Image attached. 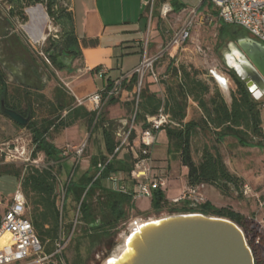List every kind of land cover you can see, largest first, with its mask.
<instances>
[{
  "label": "rangeland",
  "instance_id": "rangeland-1",
  "mask_svg": "<svg viewBox=\"0 0 264 264\" xmlns=\"http://www.w3.org/2000/svg\"><path fill=\"white\" fill-rule=\"evenodd\" d=\"M183 1L186 5H193L196 2L195 0ZM16 6V3L11 2V0H0V16L4 20H10L11 23L7 30L0 31V45L3 36L13 30L21 39L27 51L28 59L34 66L36 65L38 67V70L35 73L36 78L33 79L36 84L34 87L33 85H25L24 83L16 81L15 77L6 66L2 65L3 71L6 74L8 88L10 90L13 88L22 90L27 89L32 93L31 100L33 101L32 106L35 112L32 118L30 116V120L34 121L44 117H54L56 112L52 111L55 107H51L47 101L53 99L54 89L56 87L64 91L67 97L71 98L72 91L69 89L71 85L66 83L67 80L64 78L65 75L62 76L58 74L59 69L52 64L50 60L46 61V55L42 50L48 47L53 40L59 45L63 44L70 34V25L66 23L63 25L60 23L62 22V13L67 8V2L66 0H54L52 7L55 12L54 17L50 16L47 12V0H36L34 2L22 0L20 8L22 9L23 16L17 13H11V10L16 8ZM38 6L46 16V20L37 21L45 34V39L40 42H33L29 38L24 26H28L32 23L28 9ZM156 18L157 11H154L153 24L156 22ZM143 23L144 21L142 25ZM1 24L0 26L5 27L3 22ZM157 24L156 38H159L157 43L159 47H152L151 43H149L148 56L161 52L160 57L153 63L155 71L158 73L161 72L159 81L157 82L158 84H163L165 89L160 97L166 100V86L177 83L178 78L176 79L173 69V67L177 66L179 69L183 67L186 71H197V77L208 83L210 92L206 95V99L218 90L229 104L231 102V94L236 92V86L228 72L230 68L226 65L224 55L229 51V45L231 43L236 44L237 39L250 36L249 33L242 28L230 25H226V30L220 33L219 29H221V22L220 24L217 22L215 25L202 26L193 31L190 41L185 42L176 50L170 52L172 53L171 56L169 52L163 49L169 42L178 22L171 21L168 23L166 20H159ZM198 45L201 51H198L196 47ZM137 58V56H134L133 60H127L124 66L125 70L130 68ZM81 59L80 53L74 57L73 61H78L76 66L80 64ZM17 64L20 67L25 65L21 59H18ZM211 68H216L217 73L228 79L229 84L227 87H222L221 84L219 86L215 78H213L209 72ZM93 71L95 72L97 69ZM164 72L167 74L165 77L162 75ZM147 81H151V84L154 82L148 75L144 76L140 93L141 90L149 84ZM34 93H41L45 98H36ZM88 96L89 95L79 99L80 104L84 105L89 110H94L90 102L87 101L86 97ZM114 98L117 102L113 104H109L108 102L105 103L101 112L108 122H112L111 124L115 129V137L117 140L116 132H122L127 129L136 111V101H139V98L135 90V85L127 94L123 92L122 86L120 92ZM261 99H264V97ZM69 103H71V101ZM126 103L130 104L127 105ZM188 105L189 107L187 106L186 113L188 111L191 115V119L200 121L202 118V111L200 108L193 106L189 103V100ZM65 113L66 112L63 111L62 116H64ZM260 114L262 129L264 131V110L261 106ZM161 134L157 142L150 149L149 173L152 176H161L165 178L167 186L164 188V192L167 197L170 198L174 194L180 195L182 190L185 189V184L183 182L186 179V169L181 165L177 155L168 154L166 133L163 132ZM48 138L57 148L63 151V155L67 156L68 159L65 161L66 167L64 166L61 168L58 175L59 180L57 184L56 202L59 209L62 191L68 180L71 178L72 181H78L88 169L90 157L92 155H100L103 152L101 127L98 125L95 126V120L89 123L85 118H82L78 119L74 125L68 128L59 130L50 129ZM206 146L209 148L216 147L219 152H221L229 170L234 169L246 175L247 180L244 181L241 179L242 185L244 186V184H247L250 192L245 195L242 186L239 190L231 187L229 191L222 193L218 189L205 184L202 190L205 200L207 201V197L204 194L206 193L205 189L210 192L215 191L213 198L211 197L214 207H225L238 211L252 220L257 225V230L264 235V149H258L253 146H243L239 148L237 142L235 143L234 140H223L222 142H218L212 129L205 126L198 127L191 137L192 157L196 162H199L201 153ZM33 150L34 145L32 143L30 130L26 126L16 124L0 112V156H2V161H0V173L6 170V164H10L12 169H18L24 163L40 168L52 165L53 172L56 171V165L51 161H47L42 152H37L33 157ZM21 151L25 152V156L24 158L18 159L17 152ZM130 151V145L124 147L120 152V156ZM74 165H77V170H75V172L73 170ZM20 180V177L15 178L9 175L0 176V215L4 212L5 206L11 198L15 188L17 185H20ZM108 183L109 182L105 181V184ZM126 185L131 187L132 183L126 181ZM168 201L171 202L170 205L165 206L160 211H153L150 209L147 199L141 198L140 200H134L133 207L128 210V218L119 223L115 228L110 229L105 237L99 239L97 235L100 231L87 228L86 222L81 220L78 214L79 204L76 197L73 193L69 192L64 200L62 221L65 224L66 230L74 221H76V228L63 250L64 263L103 264L108 257L113 256L114 252H116L115 249L123 240V234L121 232L125 231V234H128L130 230L129 226L132 221L138 218L147 221L149 219H156L179 213L174 211L176 209L173 206L181 207L183 204L181 202L173 204L169 199ZM260 259L264 263V254H261ZM54 261L57 264H63L58 260Z\"/></svg>",
  "mask_w": 264,
  "mask_h": 264
},
{
  "label": "trees",
  "instance_id": "trees-1",
  "mask_svg": "<svg viewBox=\"0 0 264 264\" xmlns=\"http://www.w3.org/2000/svg\"><path fill=\"white\" fill-rule=\"evenodd\" d=\"M29 1L34 2L36 0ZM11 2L17 5L11 10V13L23 16L20 8L22 0H11ZM53 4L54 0H47V12L52 17L55 14L52 8ZM173 4L176 10L183 6V4L176 2ZM184 4L186 3L184 2ZM66 16L69 18V15ZM220 22L221 29L219 31L223 33L228 24ZM69 33L63 45L74 47L75 54H79L76 38L72 35V31ZM55 44L56 41H51L50 45L42 51L47 59L57 67L52 54L49 55ZM96 69L99 67H95ZM173 69L178 80L176 84L166 86V100L150 91L148 85L141 90L135 111V122L142 123L144 127L146 116L156 114L163 105L173 122V124L163 128L167 137V151L168 154L177 155L181 165L186 167L187 184L194 186L204 183L222 193H226L231 187L237 190L241 189L243 186L241 178L227 168L221 152L216 147H204L199 162L193 159L191 137L198 127L205 126L213 130L218 142L230 136L241 146L264 148V131L260 114V106L264 99H254L246 84L239 79L233 70H228L236 86V92L231 94V102L228 104L218 90L206 99L210 87L208 83L197 77V71H186L183 67L179 69L177 66ZM136 81L137 74L132 73L126 88L132 89ZM111 86L112 84H109L108 88ZM34 94L36 98H45L41 93ZM31 95L32 93L27 89L13 88L10 90L8 88L6 74L0 63V97H4L6 106L23 115L30 114L32 118L35 111L32 106ZM188 99L195 101L202 111L200 121L194 119L184 121ZM47 102L51 107H55L52 112H56V115L40 120H30L26 127L30 130L34 145L32 156L34 157L37 152H42L47 161L56 165V171L53 172L52 165L40 168L24 163L20 168L12 169L10 164H6V170L1 172L0 176L9 175L21 178L20 187L27 201L28 217L43 244L44 251L51 253L58 236L60 221V212L56 202L58 175L66 156L49 140V130L66 128L82 118H85L89 123L95 120V126L101 127L103 152L100 155L90 157L89 167L78 181H72L71 178L68 180L65 185L64 197L65 199L69 192L75 195L79 204L78 214L81 220L86 222L88 229L100 231L99 234L97 233L99 239L105 237L110 229L115 228L128 218V210L133 207L134 202L131 195L108 187L105 181L111 172H122L128 175L133 168L135 159L129 153L119 157V152H114L118 144L115 129L111 124L112 122H108L101 111L99 113L95 110L89 111L83 105L70 106L64 91L58 87L54 89L53 99ZM115 102V98L108 101L109 104ZM64 110H67V113L62 116ZM0 161H2V156H0ZM73 170L74 172L77 170V165H74ZM181 203L183 204L181 207L173 206L176 209L174 211H193L189 210L187 202ZM170 204L171 202L166 198L163 189L153 190L150 198L151 210L160 211ZM197 211L227 217L235 221L245 233L255 257V263L264 264L260 259L261 254H264V235L257 230V225L252 220L230 208L214 207L207 201L201 204ZM70 228L71 224L68 226V230ZM54 260L59 261V258L55 257L50 264H57Z\"/></svg>",
  "mask_w": 264,
  "mask_h": 264
},
{
  "label": "built area",
  "instance_id": "built-area-1",
  "mask_svg": "<svg viewBox=\"0 0 264 264\" xmlns=\"http://www.w3.org/2000/svg\"><path fill=\"white\" fill-rule=\"evenodd\" d=\"M195 4L186 5L183 0H140V8L147 18L146 30L142 36V59L138 66L134 68L132 73L137 74L135 90L138 98L144 76H149L154 82L159 81L160 74L155 71L153 63L157 60L161 52L148 56V45L150 42V33L153 30V15L157 11V20L168 23L171 21L178 22L177 27L173 30L171 38L165 48L172 56L173 50L192 39V33L195 29L202 26L215 25L222 21L228 25L239 26L246 30L251 37L264 44V0H195ZM174 2L183 4L176 10ZM201 51L200 46H196ZM48 61L47 57H45ZM85 70L91 71L89 66ZM211 76L215 78L217 83L222 87H227L229 82L221 83L215 69L209 70ZM131 73V74H132ZM98 77L105 74V69L100 67L95 71ZM123 78L116 79L110 88L98 90L90 94L87 101L97 113L111 98H114L123 86ZM69 88V87H68ZM70 89V88H69ZM71 90V89H70ZM138 100L136 101L137 107ZM264 110V102L261 104ZM145 126L142 127L137 134L135 122V112L130 124L125 131L116 132L118 144L114 152H121L124 147L130 145L135 139L138 140V149L135 153V161L133 168L130 170L127 178L132 183L131 187L122 183L118 173L111 172L107 180L111 183L110 188L131 195L132 200L141 198H151L155 189H164L166 187L165 178L152 176L149 173V154L150 149L157 140L158 133L163 130L166 125L173 124L170 115L164 110V106L158 109L157 113L146 116ZM18 159L24 158L25 152H17ZM205 184L200 183L194 186H187L182 190L180 195L173 198V203L187 202V207L191 212H198L200 205L205 203V197L202 193ZM63 190V189H62ZM250 189L243 186V193L247 195ZM65 188L62 191L60 202V221L58 236L54 244V250L51 253L44 251L43 244L38 238L32 222L28 217V206L26 198L22 192L20 185H17L11 198L5 206L4 212L0 215V264H50L55 257L59 258V262L64 263L63 250L67 241L73 235L76 228V221L71 224V228L65 229L62 221V211L64 206ZM141 220V219H140ZM130 231V230H129ZM125 234V231L122 232Z\"/></svg>",
  "mask_w": 264,
  "mask_h": 264
},
{
  "label": "water",
  "instance_id": "water-1",
  "mask_svg": "<svg viewBox=\"0 0 264 264\" xmlns=\"http://www.w3.org/2000/svg\"><path fill=\"white\" fill-rule=\"evenodd\" d=\"M63 54L68 56L64 58ZM69 54L62 46L58 48L53 55L58 68L72 64L74 57ZM224 56L226 65L246 84L253 98H263L264 44L245 36L237 39L236 44L231 43ZM6 68L14 77L20 73L17 63ZM0 112L20 126L30 121V114L7 107L3 96ZM103 264L256 263L245 233L235 221L202 212H179L140 223L128 232L120 253L108 257Z\"/></svg>",
  "mask_w": 264,
  "mask_h": 264
},
{
  "label": "crops",
  "instance_id": "crops-1",
  "mask_svg": "<svg viewBox=\"0 0 264 264\" xmlns=\"http://www.w3.org/2000/svg\"><path fill=\"white\" fill-rule=\"evenodd\" d=\"M66 2L67 8L62 13V22L60 23L63 25L65 23L70 25L72 35L76 38L80 56L82 58L80 60V64L77 66L76 64L78 61L74 60L70 66L63 69L58 68V74L62 76L65 75L64 78L67 80L66 83L71 85L70 89L72 91V96L71 98L66 96L67 100H69V102L71 101L69 105L73 107L81 105L79 99L93 94L98 90L108 88V85L113 84V82L118 78L124 79L123 92L126 94L130 92L133 87L132 89H127L126 87L128 85L129 76L134 68L141 62V39L147 26V18L140 8V0H66ZM66 15H69V18ZM143 21L144 23L142 25ZM157 23L158 20L156 19V22L152 26L153 30L150 33L149 43H151L152 47H159L157 45L159 38H156ZM134 56L138 57L137 60H135L130 68L125 70V62L129 59L133 60ZM86 66H89L92 70H85ZM95 67H103L105 69V74L102 75V77H98L93 71ZM214 69L215 72H217V69ZM159 74H161V72H159ZM162 75L165 77L167 74L164 72ZM223 79L226 80V77L223 76ZM147 82H149L148 89L155 92L157 96L160 97L165 90L163 84H158V82H152L151 84V81ZM188 100L193 106L198 107L195 101L191 99ZM187 106L189 107V105ZM64 111L67 113V110ZM189 120H191V115L187 111L184 121L187 122ZM75 122L72 125H74ZM135 125L136 131L134 132V135L137 134V132L143 127L142 123H136ZM163 132L165 131L162 130L158 133L157 139ZM223 140H234L235 143L237 142L230 136L223 138ZM237 146L239 148L243 147L238 143ZM257 148L264 149L259 147ZM137 149L138 140L135 139L134 136L130 147L131 151L128 152L131 154L132 158H134ZM123 155L120 156L119 153V157H122ZM66 160H68L67 156L63 161L62 168L65 166ZM224 162L227 165L225 160ZM230 170L242 180H247L244 173L234 169ZM118 176L120 177V181L122 183L126 184V181L130 182L127 175L124 173L118 172ZM106 181L108 182V180ZM183 183L185 184V188L186 186H189L186 179ZM106 185L108 187H112L110 182ZM244 185L248 187L247 184ZM164 190L165 189H163V191ZM205 192L206 193L204 194L207 197V202L212 204L211 197L213 198L215 191L210 192L205 189ZM165 196L167 199L172 200L178 195L174 194L168 198L165 193ZM145 199L149 201L150 206V198Z\"/></svg>",
  "mask_w": 264,
  "mask_h": 264
},
{
  "label": "flooded vegetation",
  "instance_id": "flooded-vegetation-1",
  "mask_svg": "<svg viewBox=\"0 0 264 264\" xmlns=\"http://www.w3.org/2000/svg\"><path fill=\"white\" fill-rule=\"evenodd\" d=\"M4 23L5 27L0 26V31L7 30L11 23L10 20H4L0 16V25L1 23ZM2 39V38H1ZM64 44V43H63ZM63 44H55L53 49L51 50L52 56L57 52L58 48L62 46L65 51H70L69 55H73L75 57L77 54L74 47L70 46H64ZM0 63L1 65H4V63L8 66H12L13 63H17L18 59H21L24 62V66L20 67V73L17 77H15L16 81L19 83H31L32 85L35 84L33 80L34 73L37 72L38 67L32 64V62L27 57V51L21 41V39L18 37L16 33H14L13 30H11L9 33L3 36V39L1 41L0 45ZM64 58L65 56H68L66 54H63ZM4 65V66H6ZM230 71V70H229ZM6 105V104H5ZM10 108V107H9Z\"/></svg>",
  "mask_w": 264,
  "mask_h": 264
},
{
  "label": "bare ground",
  "instance_id": "bare-ground-1",
  "mask_svg": "<svg viewBox=\"0 0 264 264\" xmlns=\"http://www.w3.org/2000/svg\"><path fill=\"white\" fill-rule=\"evenodd\" d=\"M28 13L31 16L32 23L30 25H28V26H24V29L26 30V32L29 35V38L33 42H38V41L40 42L41 40L43 41L45 39V34L41 30V28L38 25V22L37 21L38 20L39 21L46 20L45 14L42 12V10H41V8L39 6L28 9ZM215 74L217 75V77L219 78V80L221 81V83H227V79L224 80L223 79V75H220L217 72ZM149 220H151V219H149ZM142 222H144V220H140L139 218L138 219H135L134 221H132L131 224H130V226L128 225L129 228H130V231H132L133 229L137 228L138 225L140 223H142ZM126 236H127V234H123V240H122L121 243H119L118 247L115 249L116 252H114L113 256L118 255L120 253V251L122 250Z\"/></svg>",
  "mask_w": 264,
  "mask_h": 264
}]
</instances>
